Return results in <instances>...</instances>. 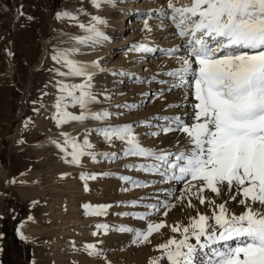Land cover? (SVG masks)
I'll list each match as a JSON object with an SVG mask.
<instances>
[{
    "label": "rangeland",
    "instance_id": "rangeland-1",
    "mask_svg": "<svg viewBox=\"0 0 264 264\" xmlns=\"http://www.w3.org/2000/svg\"><path fill=\"white\" fill-rule=\"evenodd\" d=\"M80 1L0 0V264H75V258H81V261L84 259L83 262H86L87 257H92L91 262L94 264H141L147 256L148 249L151 251L153 261L162 256V252L158 250L160 245L156 246L154 238L163 232L153 233L148 243L134 245L132 243L135 239L134 233L118 230L124 227L143 231L146 230L149 222L164 223L162 219L165 211H157V208L161 210L163 207L162 201L144 195L151 189L147 181L154 173H145L129 167L145 161L137 157H123L121 153L125 145L119 141H113L112 145H109L100 133L110 126L130 123L134 126V132L143 147L154 149L158 146V140L152 133L154 128L162 127L160 123L163 122L164 116L157 115L156 118L153 115L151 118L147 113L153 108L157 111H165L167 108H161L159 105L165 104L167 107L168 93L175 91L163 89L164 85H171L173 80L169 79L171 77H164V73H155L154 67L169 64L173 59L165 53L182 46L180 41L178 44L175 42L173 47L164 43L172 42L174 37H177V41L182 39L173 34L176 29L172 31L166 28L169 30L166 32L165 29L166 35L159 37L164 46L160 44L159 47L156 46L158 51L152 52L151 56H148L147 52L133 51L131 44L135 43L134 40L140 35L145 19L149 24L151 21L156 23L165 21V18L160 19L157 15L158 0H124L130 2L133 8L130 13L137 12V14L126 18L124 8L120 11V14L124 15L119 23L121 29H113L115 35L119 36L111 38L112 43L117 42L119 45L108 49L97 58L95 62L99 63L102 70L97 71L92 81L93 91L97 93L101 103L99 109L92 108V110L95 112L107 110L112 116L102 121L100 125L95 124L96 121L93 123V120L85 121L86 127L81 125L85 130L76 122L58 127L53 119L56 111L54 105L59 95L56 81L63 80L65 83L82 81L54 75L57 69L60 71L67 69L55 62L52 57L57 50L74 47L82 49L81 45L74 42L73 37H82L86 34L77 26L84 24L82 21L58 19L57 15L65 12L74 15V9L79 7L82 2ZM184 1L190 3V0H180L176 6L185 4ZM167 5L168 3H165L164 10ZM92 8L95 7L92 5ZM153 11L157 16L147 15ZM171 26L174 28L172 24ZM30 28L36 29L37 35L32 39L36 51L28 54L26 50L29 46ZM99 47L103 50L105 46ZM45 49L46 55L39 64ZM81 49L79 51L82 52ZM81 52L76 55H80ZM129 52L133 54L134 60L139 59L141 65L146 66H142L139 75L135 76L134 72L130 81L120 83L118 76L122 73L117 72L121 64L128 59ZM179 53L181 52L177 55ZM139 55L142 56L138 57ZM147 62L149 64H146ZM161 86L162 89L159 88ZM147 89L154 97L146 101L143 106L135 104V106H125L129 100H134L140 95L142 98L141 93ZM105 96L110 99H105ZM69 111L74 114L80 113L78 107L70 108ZM140 113L141 119L144 120L132 122L133 116ZM61 132H69L81 143L87 138L93 145L90 151L97 154V161L93 162L85 156L80 165L66 163L62 158L64 154L53 143L58 141L63 144ZM68 151L70 152L71 149L69 148ZM112 152L121 154L115 162L105 160L99 155ZM68 159L70 160L71 157L69 156ZM148 162L153 161L149 159ZM108 170L110 177L104 175ZM82 173L87 176L95 174L96 178L82 179ZM120 177H129L148 186L133 187ZM9 181L13 182L9 183ZM110 184L113 186L118 184L121 195L113 198L108 204V196L105 193L107 185ZM86 187L87 191H85ZM135 191L138 192L134 193ZM94 197L95 203H91ZM120 197L122 198L119 199ZM76 198L78 201L79 198L82 199L75 204ZM145 199L152 201L151 204L142 203ZM133 202H135L134 206ZM90 203L93 208L104 205L109 207L106 214H86L84 206ZM142 215L146 216L145 220L136 218ZM101 224L108 226L106 233L104 229L96 227ZM27 227L30 231H37L34 239H30L25 233ZM169 231L166 229L168 234H163L168 235L167 239L173 235ZM21 235L25 239H21ZM163 239L158 242L166 241ZM189 242L192 243V240ZM88 244L96 245L103 251V256H89L84 250L85 245ZM165 261L167 262L166 259ZM162 262L164 263V260ZM162 262L160 261L159 264H163Z\"/></svg>",
    "mask_w": 264,
    "mask_h": 264
},
{
    "label": "snow or ice",
    "instance_id": "snow-or-ice-1",
    "mask_svg": "<svg viewBox=\"0 0 264 264\" xmlns=\"http://www.w3.org/2000/svg\"><path fill=\"white\" fill-rule=\"evenodd\" d=\"M90 3L97 9L104 4L114 6L113 0H90ZM158 15L170 19L176 29L175 35L186 41L182 46L184 55H177L180 46L165 53L180 65L177 70L166 73L177 81L170 85L169 90L191 87L196 103L193 105L191 124L174 118L152 135L177 131L185 134L188 142L184 149L176 153L154 151L141 145L132 124L110 126L100 134L109 145L113 141L125 145L121 153L123 157H137L145 161L129 167L158 174L164 178L162 182L187 180L186 193L196 188L195 195L201 205L206 202L203 195L205 188L217 196L225 188L229 193L234 192L229 199L243 197L238 202L245 206V211L240 215L229 213L226 204L221 203L218 212L214 210L211 217L198 214V219L182 230L179 225L173 226L171 231L183 238L169 239L160 245L158 250L162 256L151 264H159L165 259L168 264H194L198 250L231 240L239 243L235 247L214 249L212 255L215 260L210 264H264V0H190V3L179 7L173 0H168L167 10L161 9ZM57 18L78 19L67 12L58 14ZM91 20L94 23L77 25L87 33L82 37H73L77 44L95 46L108 39L97 27L106 21L98 16H92ZM144 28L151 31L147 19ZM132 50L152 51L145 45L133 46ZM78 52L75 47L62 49L52 57L67 69H57L54 75L82 78L81 83L56 81L59 95L53 119L58 127L72 122L84 125L88 120L106 121L112 116L107 110H92V106L100 103L93 91L92 81L97 71L102 69L98 62L87 65L72 58ZM105 99L110 97L105 96ZM77 107L79 114L69 111ZM61 136L63 144L58 141L53 143L64 154L62 158L66 163L80 165L85 156L93 162L97 161V154L90 151L93 145L87 138L81 143L70 133L61 132ZM121 154L99 155L115 162ZM149 159L153 162L149 163ZM81 178L95 179L96 175L82 173ZM120 179L133 187L148 186L129 177ZM193 181L198 183L194 185ZM255 204L260 207L254 208ZM192 206L189 202V207ZM84 207L86 214L102 215L106 214L109 206ZM163 207L167 209L169 205ZM163 214L167 216V211ZM136 218L145 220L146 216ZM165 226L163 222H149L143 231L124 227L118 230L134 233L132 243L138 245L148 243L150 236ZM96 227L104 229L105 233L108 230L107 225ZM190 238L196 243H190ZM21 239L25 237L21 235ZM84 250L89 256H103V251L94 244L85 245Z\"/></svg>",
    "mask_w": 264,
    "mask_h": 264
},
{
    "label": "bare ground",
    "instance_id": "bare-ground-1",
    "mask_svg": "<svg viewBox=\"0 0 264 264\" xmlns=\"http://www.w3.org/2000/svg\"><path fill=\"white\" fill-rule=\"evenodd\" d=\"M81 1H80L81 4L80 5L78 4L79 7L75 8L74 9L75 13H73L78 18L77 20L82 21V23H84V24H87V23L93 22L91 20L92 16H98L101 19H103L104 21H106L105 24H100V26H98L99 30L101 32H103L106 37H108L107 40L102 41V43H104V44L101 43V44H99V45L97 44L95 46H90V45L83 46V45H81L82 49H81V47H80V49L83 50V51L82 52L79 51V52H81L80 55H78V56L75 55L74 57H72V58H74L75 60L79 61L82 64L91 65L93 62H95L97 60V58L99 56H102L105 51H107L108 49L113 48L116 45H119V43H117V42L116 43L115 42L112 43L111 38L114 37V36H119V35H115L113 29H121L120 26H119L120 25L119 23H121V19H122V17L124 15L122 16L120 14L121 13L120 11L124 8L123 10L125 11V14H126L125 17L126 18L127 17H129V18L134 17L135 14H137V12L134 13V14L132 13L133 14L132 15L130 13V11H133V8L131 7L130 2L128 3V2H126L124 0H122V1L119 0L118 2L116 0H113L114 6L104 4V5H101V7L99 9L92 8V4L90 3V0H85V2H84V0H81ZM134 1H133V3H134ZM123 2H125V3H123ZM173 2L175 4H177V2L180 3V0H173ZM76 3H78V2L76 1ZM165 3H168V0H158L157 1V3H156V5L158 6V8L156 9L157 10V15L161 11V9L164 8ZM165 10H167V8ZM149 13L151 14V17H153V15L155 14L154 11L153 12H149ZM160 19H161V17H160ZM118 20H120V21H118ZM123 22H124V20H123ZM37 23H39V22H37ZM171 24H172L171 21L170 20L166 21V19H165V21H161L159 23H156L155 21H151L149 23V27L151 28V31L150 32L146 31L144 26H141L142 30L140 31V35L134 40L135 43H132V42L131 43L134 44L135 46L145 45V46L151 48L152 51L147 52L148 56H151L152 52L158 51L156 49V46L159 47V44L162 47L164 46V44H169V46L173 47L175 42H177L176 44H178V42L180 41L181 45L183 46L186 43V41H184V40H182V41L178 40L177 41L176 40L177 37L173 38V36H172V38L174 40L172 42L168 43L166 41L163 45L161 44V41H160L159 37L161 35H162V37L164 35H166V32L169 31L168 30L169 28L172 31L175 30V28H172ZM128 28L130 29V27H128ZM166 28H168V29H166ZM106 29H108V30H106ZM165 29H166V32L164 33ZM29 30H30L28 32L29 33V37H28L29 46H28V49L26 50V53L31 54L32 51H36L34 49V47H33L32 39H33V36L37 35V33L35 32V30H36L35 28H33V29L30 28ZM83 33H85V32L83 31ZM170 33H171V31H170ZM85 34H87V33H85ZM173 34H175V33H173ZM149 39L151 40L150 42L148 41ZM74 42H76V41H74ZM132 44H131V46H134ZM78 45H80V44H78ZM103 45L105 46L104 49L103 50L99 49L100 48L99 46H103ZM182 46L180 47V51H179L181 53L178 54V55H181V56L184 55V51H183V47ZM131 48L133 49V47H131ZM116 54H119V53H116ZM45 55H46V49L43 51V53H42V55L40 57L39 64L41 63V61H43V58L45 57ZM132 55H133L132 53L128 54V56H127L128 59L126 61L124 60L125 61L124 64L123 63L122 64L119 63V64H121V66L119 68L120 70L117 69V71L119 70L117 73L118 74L122 73L120 76H118V77H120L118 79V80H120V83H121V81H125V82L126 81H130L131 80V76L134 74V72H135L134 75L137 76V75H139V73H140L139 70L142 68V66H146L144 64L141 65V60H139V59L134 60L133 59L134 56L132 57ZM140 56H142V55H139L138 57H140ZM146 64H149V62H147ZM136 67H138V68L136 69ZM179 67H180V65L177 62V60L173 59L169 64L167 63L166 66H158V67L156 66V67H154L155 70L154 69L153 70L155 71V73H164V77L169 78L170 76L166 75V73L174 71V70H177ZM158 77H161V76H158ZM169 79L173 80L171 84L177 82V81H174V79L172 77L169 78ZM76 80L82 81V78H77ZM153 86H155V85H153ZM164 86H165V88L163 86H161L159 88L162 89V87H163V89H166L168 91L170 85H164ZM148 89L143 91L142 93L140 92L142 94V98L140 97L141 96L140 95L139 97L134 98V100H129V101L126 100L127 101V105L125 104V106H127V107L129 105L133 106L134 104L136 106H143V104L152 97V94H149ZM171 89H174L175 92L174 93H168V96H169V99L167 101L169 103L168 106L166 107L165 104H163V105L160 104L159 105L161 108H167V109L165 111L161 112V111H157L155 108H153V110L151 109V111L147 113L148 114L147 116H151V118L153 117V115L155 117L157 115L158 116H164V118H166V119H163L162 120L163 122L160 123L162 126H164L165 124H167L169 121H171L174 118H179L181 121H184V122H187L188 124H191L192 123V117H193V105L196 103V101L194 99V95H193L194 90L191 87L189 88L188 86H183V87H179V88H171ZM153 91H155V90L153 89ZM160 93H163V91H161ZM173 94H175V95H173ZM129 103H131V104H129ZM120 106H121V104H120ZM100 107H101V103L92 106V108H95L96 110L99 109ZM143 114L144 113H142V116H144ZM140 115H141V113L140 114H135V116H133L131 121L132 122H137V121L139 122V121L144 120L143 118L141 119ZM100 122L96 121L95 124H97V125L102 124V121H100ZM93 123H94V120H93ZM68 125H70V124H68ZM89 125H91V124L89 123ZM78 126H79V124H78ZM149 126H150V124H149ZM84 127H86V126L84 125ZM84 127L81 126L80 128L84 129ZM69 129L71 130V128H69ZM160 129H161V127L154 128L153 132H159ZM72 131H73V129H72ZM154 138H156L158 140V146L154 147V149H152V150L158 151V152L163 151V152H169V153H176L177 151L184 149L186 144H187V142H188V138L186 137V135L183 134L182 132H177V131H171V132H168L167 134H161V135H158V136H154ZM32 139L33 138H31V140ZM160 171L162 172L163 168H161ZM107 172L108 173H107L106 177L109 176L108 174H109L110 171L108 170ZM163 179L164 178L161 177L160 175H157V174L155 175L154 174L147 181V183L149 184V189L150 188L151 189L144 193V195H146L147 198H151V199L158 198V199H160L162 201V203H161L162 205L167 204V205L170 206L168 209H165L164 207H162L161 210H159V211H167V216H165L163 214L164 218L162 220L166 224V226L161 229L162 231L160 230V232H163V233H161L160 236H158V234H157V237L155 236V238H154L155 241H156V246L164 244L169 239H173V238L176 239V240L182 239L183 237L179 233H173L171 231V228L173 226L179 225L181 227V230H182L184 227H189L190 223L194 219H198V214H203V215L211 217L214 210L218 212V206L221 203H225L226 204V207H227L229 213H234L236 215H240V214H242L245 211V206L238 202L243 197L237 196L236 200H231V199H229V197L231 195H233L234 192L233 193H229V192L226 191L225 188L221 189V192H220L219 196H217L216 193H212L210 190L205 188L204 192H203V195H204V197L206 199V202H205V204L201 205L199 203V200L197 199V197L195 195L196 188H193L191 190V193H186L185 189L188 188V181L187 180L181 181V182H176V181H165V182H162ZM192 183L195 185L198 182L193 181ZM117 186H119V185L118 184L116 186H113L111 184L109 186L107 185V187H106L107 189H106L105 195L108 196V204H109V201H112L113 198L115 199V197H119V195H121L120 192L118 191L119 187H117ZM146 189L144 191H146ZM103 190H105V189H103ZM119 190H120V188H119ZM137 192L138 191H135L134 193H137ZM125 195H127V194H125ZM74 196H75V194H74ZM74 196H73V198H74ZM146 196H144V198H146ZM128 197H129V195H128ZM121 198L122 197H120L119 199H121ZM79 199L81 200L82 198H79ZM79 201H78V199L74 200V203L77 204V203H79ZM208 201H214L215 203L212 204V203H209ZM81 202H83V200ZM93 202L95 203V197H94L93 200L91 199V203H93ZM151 202L152 201H148L146 199L142 200V203L151 204ZM189 202L193 205L192 207H189ZM91 203H90V205H92ZM114 203H115V201H114ZM75 204H73V205H75ZM115 204H117V203H115ZM104 206H106V205H104ZM143 206H144V204H143ZM253 207L254 208H259L260 205L259 204H255V205H253ZM110 211H111V209H109V212ZM210 222H212V221H210ZM166 229H169L170 230L169 232H171L173 234L172 236L170 235L171 237L168 238V239L166 238L168 235L164 236L165 234H168V233H166ZM25 233L27 234V236L30 239L31 238L34 239L35 238L34 236L37 233V231H35V230H31L30 231L28 229V227H27L25 229ZM163 237H164V239H166V241L163 239ZM162 239L164 240V242L162 241V242L159 243L158 241H160ZM191 240H192V244L196 243L195 240L190 239V241ZM238 243L239 242L236 241V240H231V241H227V242H220L218 244L210 246L209 248L200 249V250H198V252L196 254V258H195L194 264H210V261L215 260V257L212 255V252H213L214 249H220L222 246L225 247V248L228 247V246L235 247ZM150 254H151V251H150V249H148V253H146L147 256L145 255L146 256L145 259L142 260V258H141V260H142L141 264H144V263L150 264L151 260L153 261V256L150 255ZM83 260L81 261V258H79V259L75 258L74 262H75V264H85V263L94 264V262H91L92 261V257H87V259H85L86 262L85 261L83 262ZM160 261L162 262V260H160ZM163 264H168V262H166L164 260Z\"/></svg>",
    "mask_w": 264,
    "mask_h": 264
}]
</instances>
